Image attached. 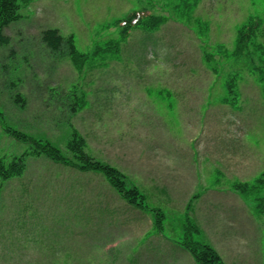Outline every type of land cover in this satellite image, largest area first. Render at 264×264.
<instances>
[{"label": "rangeland", "instance_id": "374dc122", "mask_svg": "<svg viewBox=\"0 0 264 264\" xmlns=\"http://www.w3.org/2000/svg\"><path fill=\"white\" fill-rule=\"evenodd\" d=\"M150 1L36 0L22 8V17L4 29L10 38L9 44H0V108L14 116L10 119L11 124L22 131L63 144L68 127L55 129L51 126L50 119L61 108L44 107L45 94L60 98L58 94L63 90L80 88L86 91L89 106L76 116L75 122L87 135L91 146L98 149L99 155L110 159L123 155L129 163H136L147 185L152 183V176L160 173L169 185L175 183L179 192L176 202H182L190 191L201 189L197 215L198 223L208 234L207 240L218 247L228 264H264V215L261 219L255 218L249 203L235 194L231 186L236 179L252 180L264 167V90L257 75L246 69L253 66V62L244 58L224 61L220 66V77L211 90L210 110L204 118V134L194 153L190 151L186 137L168 146L176 132L182 135V132L191 129L195 132L199 128L194 111L203 104L199 88L206 85L210 74L207 68L185 73L190 72L185 67L196 61L204 62V58L196 28L174 16L177 0H156L155 12L169 17V23L155 35L138 33L133 36L125 48L123 64L111 62L104 69L109 40H116L123 33V28L116 26L117 21L136 9L151 7ZM250 14L264 17V0H200L193 17L201 19L196 26L207 34L209 51L213 52L220 45L226 44L229 48L235 45L237 28ZM107 24L116 27L107 30ZM50 27L58 28L64 36L74 35L78 49L87 53L82 68L74 67L62 51L57 52L59 57L50 52L41 39L42 31ZM259 42L264 44V34ZM154 48L160 61L177 65L174 73H164L158 70L163 69L160 65L151 62ZM229 64L233 68H228ZM236 70H242L244 75L241 93L242 99L244 93L245 101L240 112H236L238 108L220 102L223 90L227 93V80ZM161 89L171 90V95L162 99L158 95ZM18 94L29 96V106L24 111L13 110H22L14 101ZM177 108L183 111L175 110ZM202 108L203 105L200 110ZM118 131L126 132L122 140L118 139ZM21 149L0 131V153L12 155ZM31 166L35 167L32 174L28 172L25 178L0 184V264H74L73 261L27 262L33 255V252L29 253L36 249L32 242L48 247L63 242L56 235L59 227L72 225L78 233L79 228L90 227L80 210L85 196L71 213L66 212L68 199L63 203L55 200L49 215L43 205L41 211L34 214L33 207L27 205L42 204L36 195V190L41 187L38 175L43 172L52 178L57 175L45 160H38ZM218 170L223 174V184L216 187L214 180ZM30 177L35 184L30 179L29 192L24 194V181ZM98 181L104 201L102 196L109 191L101 178ZM96 193L95 187L87 193L95 204ZM114 201H117L116 196ZM25 207L29 209L25 210ZM118 217L119 213H116L113 221ZM134 220L143 221L136 222L131 228L124 223L122 234L127 229L129 232L125 233L128 234L126 238L120 237L117 222L111 224L104 235H99L104 238L101 239V256L106 259L102 261L110 262L86 264H172V258L167 256L170 249L151 243L127 259L126 253L130 255L137 249L131 247L129 250L130 245L123 246L124 241L141 237L149 228L145 218L135 216L129 222ZM164 233L173 238L184 236L182 226L174 219ZM79 235L68 239L77 244L92 243L91 236ZM7 237L13 240L9 241ZM194 239L205 241L202 235L194 234ZM24 240L31 244H23ZM11 243L18 245L12 249ZM110 245L113 246L108 248Z\"/></svg>", "mask_w": 264, "mask_h": 264}, {"label": "trees", "instance_id": "16d2710c", "mask_svg": "<svg viewBox=\"0 0 264 264\" xmlns=\"http://www.w3.org/2000/svg\"><path fill=\"white\" fill-rule=\"evenodd\" d=\"M32 1L33 0H0V43L9 42V38L3 34L4 26L18 19L20 17L19 9L23 5H29ZM186 8H188V5H186ZM165 20L164 17H158L153 14L141 16L139 12H133V14H130L126 19L120 20L116 24L123 25V37L125 38L129 30L135 25L154 29L163 24ZM262 25L263 22L261 18L253 17L247 24L240 28L238 45L234 54L240 56L251 52L249 49L250 46L253 45L255 50L259 52L260 64L257 67V71L264 84V46L256 42L257 34L261 30ZM42 36L43 40L53 51H59L61 49L66 50L67 55L71 58L74 65L78 68H82L87 60V54L81 53L77 49L73 36L66 38L60 34L58 29L52 28L45 30ZM108 45V51L119 50L120 42L111 41ZM11 133L17 138L24 139L32 144V151L30 154L36 155L46 153L54 160L65 162L83 171H100L125 200L138 208L152 211L156 228L159 230L162 229L165 214L159 208H150L145 201V195L137 187H129L125 174L119 169L90 156L86 148V139L76 130L67 145V150L72 154V157L65 155L60 148L49 140L36 139L33 136L13 129ZM27 155H29L28 152L15 157L10 162H6L4 158L0 157V179H7L23 174L26 168ZM235 186L242 192L253 193L256 189L264 186V179H260L256 184L252 185L248 183H236ZM191 206L192 203L188 205V208L190 209ZM263 210L264 207H262L261 211ZM199 231L200 229L196 224H193L192 221H188L185 225L186 235L183 241H181V245L190 251L198 264H225L221 255L211 244L194 240V232Z\"/></svg>", "mask_w": 264, "mask_h": 264}, {"label": "crops", "instance_id": "0c3cea01", "mask_svg": "<svg viewBox=\"0 0 264 264\" xmlns=\"http://www.w3.org/2000/svg\"><path fill=\"white\" fill-rule=\"evenodd\" d=\"M141 175V174H140Z\"/></svg>", "mask_w": 264, "mask_h": 264}]
</instances>
